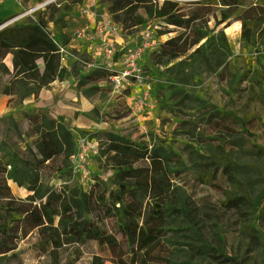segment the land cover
<instances>
[{"label":"rangeland","instance_id":"374dc122","mask_svg":"<svg viewBox=\"0 0 264 264\" xmlns=\"http://www.w3.org/2000/svg\"><path fill=\"white\" fill-rule=\"evenodd\" d=\"M19 1L0 0V20L26 13L0 31V57L9 51L2 49L5 45L11 52L36 58L9 55L0 60V161L13 195L40 203L45 192L64 185L97 194L99 181L111 176L100 163L97 136L113 133L164 151L166 169L174 180L164 187L168 202L160 223L163 236L153 249L165 256L166 264H264V70L261 86L248 94L249 82L239 85L237 75L243 71L237 70L229 80L232 87L236 85L229 91L232 106L222 120L233 131L213 130L218 113L197 110L203 95L195 70L183 69V61L176 58L177 44L162 38L163 45L141 59L136 55L142 50L138 43L132 54L141 64L142 80L117 92L108 85V76L124 68L112 67L113 57L106 52L114 42L111 36L91 35L93 41L87 44L82 28L70 22L74 35L49 38L46 32L51 35L58 29L30 30L36 23L33 9L49 0H24L22 5ZM22 26L24 30L17 29ZM47 48L59 51L63 60L59 65L46 61ZM89 49L90 59L84 54ZM87 59L96 68H84ZM127 59L118 61L125 66ZM60 73L64 77L50 83L52 75ZM36 89L43 91L41 98L33 95L24 102ZM51 90L52 94L46 92ZM251 96L257 100L250 102ZM138 98L145 100L140 111L134 106ZM57 124L71 133L74 155L80 140L94 146L87 150L85 178L74 171L73 157L70 168L55 179L41 173L40 167L60 151ZM114 236L118 242L125 239L121 231ZM81 249L84 259L99 254L93 244ZM116 252L114 247L107 255L114 258ZM56 258L40 264H57Z\"/></svg>","mask_w":264,"mask_h":264},{"label":"trees","instance_id":"16d2710c","mask_svg":"<svg viewBox=\"0 0 264 264\" xmlns=\"http://www.w3.org/2000/svg\"><path fill=\"white\" fill-rule=\"evenodd\" d=\"M135 1L123 0L125 6ZM136 18L123 20L135 25ZM37 22L30 30L45 32ZM47 49L46 61L59 65V51ZM10 53L13 58L25 55ZM55 132L60 151L40 167L48 179L70 168L74 155L71 133L62 124L56 125ZM97 140L100 163L111 176L99 181L95 195L64 185L45 192L40 203L20 199L9 188L6 166L0 161V264H40L56 257L63 264H166L165 256L153 249L163 236L160 223L168 202L164 187L174 180L166 169L163 149H149L147 143L108 132L99 133ZM192 192L198 191L192 187ZM117 231L125 235L121 242L114 236ZM88 244L95 245L99 254L84 259L81 248ZM114 247L116 255L110 258L107 252Z\"/></svg>","mask_w":264,"mask_h":264},{"label":"flooded vegetation","instance_id":"af4514ba","mask_svg":"<svg viewBox=\"0 0 264 264\" xmlns=\"http://www.w3.org/2000/svg\"><path fill=\"white\" fill-rule=\"evenodd\" d=\"M22 1L18 4L22 5ZM139 1L125 6L123 0H49L40 2L32 13L36 14L39 27L48 31L58 29V33L52 31L53 37L69 34L77 26L82 28L87 44L93 41L91 35L97 38L111 36L116 44L115 47L111 44L114 51L112 67H124L118 58L131 54L140 42L142 50L136 54L141 59L146 57L145 53L147 55V52L159 49L163 45L159 41L162 38L166 43L177 44L179 51L176 58L183 61V69L195 70L198 89L203 95L199 101L202 104L197 110L200 113L209 110L215 115L218 113L219 118L212 121L211 129L232 132L226 129L222 121L227 109L232 106V93L229 91L236 89V85L232 87L229 80L240 70L243 74L235 78L237 82L241 80L239 85L249 82L245 93L254 90L255 86H261L264 70V0ZM25 14L1 19L0 29ZM126 17H137L135 25L126 24L123 20ZM70 22L77 23L75 28ZM145 37L149 40L144 43ZM70 42L72 39L67 44ZM2 49L9 50L0 57L4 62L8 55H12L9 47L2 45ZM56 53L51 52L53 55ZM73 54L76 52L73 51ZM84 54L88 59L92 58L90 49ZM54 59L52 57L51 61ZM88 59L82 62L84 68H96ZM57 60L61 62L62 58L59 56ZM63 77L62 73L54 75L50 83ZM40 92V89L34 90L29 98L33 95L38 97ZM210 95L212 98H209ZM206 100L212 105L207 106ZM249 100L252 102L257 98L251 96Z\"/></svg>","mask_w":264,"mask_h":264},{"label":"built area","instance_id":"2783aa9c","mask_svg":"<svg viewBox=\"0 0 264 264\" xmlns=\"http://www.w3.org/2000/svg\"><path fill=\"white\" fill-rule=\"evenodd\" d=\"M148 40L149 38L145 37L144 43L147 42ZM140 46H141V42H140ZM110 48L111 49H109L106 52L108 55L112 56L114 54V51H112L113 50L112 45H110ZM136 55H133L131 53L129 55L126 54L122 56V57H125V56L128 57V59L124 62L125 66L122 67L124 69L119 70V71L118 70L112 71V73H110V75L108 76V85L113 90L117 92H123L126 90L127 87L130 86L131 81L142 80V77H140V73H139V69H140L139 64L137 65L134 61V59L136 58ZM138 99L139 101L135 103L134 106H135V109L140 111L144 106L145 100H143L142 98H138ZM93 148L94 146L87 144L85 140H80L79 149L77 153L73 156L72 164H73L74 171L77 172L79 175H81V177L83 178H85L87 175V171L85 169V166L88 160L87 150L88 149L92 150Z\"/></svg>","mask_w":264,"mask_h":264},{"label":"crops","instance_id":"0c3cea01","mask_svg":"<svg viewBox=\"0 0 264 264\" xmlns=\"http://www.w3.org/2000/svg\"><path fill=\"white\" fill-rule=\"evenodd\" d=\"M64 33H66V31L64 30ZM69 46H70V43L69 44H66V47L67 48H69ZM9 56V55H8ZM7 58V57H6ZM63 61V60H62ZM48 94H52L53 93V91L51 90V91H46ZM60 93L61 92V90H58V91H56V94L57 93ZM42 93H43V91H41L40 93H39V95H38V97H37V99L39 100L40 98H41V96H42ZM67 93V92H66ZM62 94V93H61ZM32 98H26V99H24L23 101L25 102V101H29V100H31ZM124 234V233H123Z\"/></svg>","mask_w":264,"mask_h":264},{"label":"bare ground","instance_id":"6f19581e","mask_svg":"<svg viewBox=\"0 0 264 264\" xmlns=\"http://www.w3.org/2000/svg\"><path fill=\"white\" fill-rule=\"evenodd\" d=\"M3 28L0 29V31L2 30Z\"/></svg>","mask_w":264,"mask_h":264}]
</instances>
